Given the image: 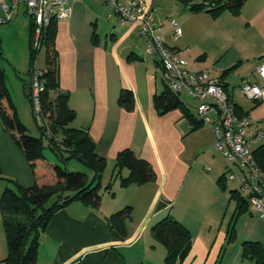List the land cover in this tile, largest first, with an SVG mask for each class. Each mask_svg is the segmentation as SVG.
I'll list each match as a JSON object with an SVG mask.
<instances>
[{
  "label": "crops",
  "instance_id": "1",
  "mask_svg": "<svg viewBox=\"0 0 264 264\" xmlns=\"http://www.w3.org/2000/svg\"><path fill=\"white\" fill-rule=\"evenodd\" d=\"M145 1L155 10L157 18H164L161 21L165 41L181 54L183 31L178 39H172L167 16L183 20L188 13L192 15L193 12L186 10L177 0ZM167 9V16L163 17ZM224 13L214 32L220 40L229 44L232 53L230 57H221L223 64L215 67L218 73L206 68L205 61H194L195 66H191L192 63L186 60L191 67L208 69L212 76L221 80L236 110L250 117L248 134L251 135L256 129L264 127V100L244 103L237 99L235 84L230 85L227 76L233 74L241 80L243 75L252 73L251 78L258 80L254 70L264 60V0H244L237 14L229 10ZM81 18H86L89 23L100 20L108 25L109 30L101 36L96 32L91 39L86 36L77 45L70 29ZM27 19L25 5L19 2L11 20L0 25V42L1 36L9 32L19 38L29 33ZM144 41L137 27L119 24L103 0H77L72 5L71 16L56 21L55 48L59 57L60 90L68 93V106L75 112L69 126L87 132L94 142L96 153L105 157L99 186L105 184L107 192L110 191L111 183L126 189L127 195L122 201L124 206L130 205L132 213L136 207H140V213L126 220L127 236L114 239L107 223V217L114 211L113 203L104 204L100 198L99 206L93 207L80 200L72 201L59 208L40 232L33 264H164L166 248L152 236L151 226L167 214L184 224L191 233L190 249L179 264H216L218 260L230 220L226 224L223 217H217L221 204L216 186L208 188V191L192 188L198 178L195 175L189 177L193 160L186 155L189 149L187 137H199L203 129L210 131L213 143L211 126L202 122L197 114L194 117L184 104V110L190 113L191 119L182 107L163 114L159 112L155 97L166 87L158 89L157 74L164 81L163 71L157 57L153 54V61L152 53L145 50ZM152 65L155 70L153 75L150 74ZM239 85H236L238 89ZM123 89L133 94L131 108L127 109L118 103ZM260 144H264V136L253 148ZM124 148H130L136 156L148 161L155 172L152 180L123 186L120 179L129 173L124 167L119 168L114 177L115 170L111 166L115 164L116 154ZM107 167L109 174L105 172ZM205 169L210 170V167L206 166ZM0 173L14 178L25 187L34 183L24 152L1 122ZM3 188L4 184L0 180V194ZM107 205L108 211H105ZM115 206L117 208L120 205ZM234 209L235 205L231 216ZM248 219L249 222H264L259 213L258 218L253 217L252 211H249ZM221 234V246L211 257ZM243 238L242 241L260 242L258 237L251 235ZM2 245L0 228V264H5L3 260L7 249H3Z\"/></svg>",
  "mask_w": 264,
  "mask_h": 264
},
{
  "label": "trees",
  "instance_id": "2",
  "mask_svg": "<svg viewBox=\"0 0 264 264\" xmlns=\"http://www.w3.org/2000/svg\"><path fill=\"white\" fill-rule=\"evenodd\" d=\"M190 11H205L216 14L229 10L237 14L244 0H177ZM29 18V45L32 56L37 49L32 47L34 22ZM56 21H51L42 32V45H45L46 68L42 70L40 80L42 89L39 91L40 114L46 122L42 132L47 137V147L59 156L61 151H67L71 157L77 158L93 171L92 180L88 181L84 172L68 171L60 164L52 163L45 157L42 137L26 133V126L20 120L16 107L5 84V75L0 68V122L21 147L29 163L34 183L30 186H20L15 181L4 178L6 184L0 194V212L6 235L7 255L5 264H33L36 259L40 232L45 228L52 215L61 207L75 200L98 207L100 195L97 192L99 179L104 169L106 159L96 153L94 142L87 132L69 126L75 117V112L68 106V93L60 90L57 51L55 48ZM28 96L32 100L31 80ZM156 106L161 114L176 107H183L178 95L164 89L155 97ZM118 103L131 108L134 100L128 89H123L118 97ZM184 113L191 119L190 113ZM238 115H244L236 110ZM201 122V121H200ZM46 127V128H45ZM254 157L264 171V144L253 150ZM62 155V154H61ZM115 168H127L129 173L121 177L123 186L131 183H145L155 177V172L148 161L138 157L130 148H124L116 154ZM221 177L217 179L220 184ZM15 187L10 186L12 183ZM221 189H225L221 185ZM71 194H66L67 192ZM229 198L235 200V209L228 225L226 239L233 237V218L246 210L247 200L238 191L231 190ZM51 200L47 205L46 203ZM132 207L124 206L107 217V223L114 239H124L126 220L130 218ZM152 236L166 248L164 264H179L186 256L191 246L189 229L177 219L167 214L151 226ZM244 257L254 260V264H264V248L259 241H242Z\"/></svg>",
  "mask_w": 264,
  "mask_h": 264
},
{
  "label": "rangeland",
  "instance_id": "3",
  "mask_svg": "<svg viewBox=\"0 0 264 264\" xmlns=\"http://www.w3.org/2000/svg\"><path fill=\"white\" fill-rule=\"evenodd\" d=\"M195 1L200 2L201 0ZM186 10L190 11L189 9ZM165 11H168V9L164 10L163 17H165V15L167 14ZM190 12H193L192 15L188 13L185 19L183 18V20L179 17L172 16L176 18L178 24L181 26V29L183 31V35L180 41L182 48L180 55L186 58L190 63H192L191 66H195L193 63L194 61L201 60L205 61L206 68L215 70V67L223 64V60L221 61V57H230L232 53V50L229 49V44H225V42L220 40L219 35L215 34L214 32L215 27L220 23L222 13L225 14V10L216 14H212L210 12L205 11ZM167 17L171 18L170 16ZM158 19L161 21L164 18L161 19L159 17ZM78 21L79 22L77 24H74L70 29L71 35L76 37L75 40L77 45H79L81 41H84V38H86V36L91 39L93 34H95L96 32H99V35L101 36V34L103 35L109 30L108 25L105 23H101L100 20L97 23L94 21L92 23L86 22V18H81V21L80 19ZM1 39L2 40L0 42V68L4 72L5 84L13 101V104L16 107L18 116L23 122V124L26 126V133L31 136L39 138L42 137L44 145V155L45 157L49 158L52 163L60 164L63 168L68 171L84 172L86 175H88L90 179V177L93 176V171L89 169L86 165H84L82 162H80L77 158H69L71 157V155L67 151H61V153H59V156H57L49 149V147H47V137L43 134L41 127L45 123V121L41 116L40 112L34 109L33 101L28 96L30 90L29 83L31 80L32 71L35 69L44 70L46 68L45 45H41L40 49L36 51L35 54L32 56L29 45V33L19 38L16 34L9 32L4 36H1ZM144 44V48L147 51L148 43L145 42ZM154 57L155 56H153L152 54L151 59L153 60ZM58 59L59 57L57 56V61ZM154 71L155 70L153 66L152 70L150 69V74L153 75ZM214 73L217 74L218 71L215 70ZM227 81L230 85L235 84L234 92L235 97L237 99L243 101L244 103H249L250 101H252L248 99L236 86L240 84L241 80H238L233 74H229L227 76ZM157 87L160 90H163L165 88L164 81H162V79L160 78L159 73L157 74ZM179 99L188 108V111L194 117H196V105L198 103V100L193 99L189 95L184 93L180 94ZM209 135L210 131L206 128L201 131L199 137L193 138L190 135L186 139V144L189 148L186 155L187 158L193 160V167L191 169L189 177L195 175V178H198L196 184L192 186L194 190L208 191V188H215L216 186L220 195L219 203L221 204V210L217 217H223V222L227 224V222L232 218L231 213L235 205V200L233 198H229L230 191H237L238 189V182L234 179H229L227 177V172L228 169L231 168L233 172L238 174L239 170L235 164L227 162L226 159L221 155V153L213 149V143L212 140H210ZM207 140L209 141L206 144ZM114 165L115 164L111 166L109 164V167L111 166V169L113 168L114 170ZM206 166H209L210 170H206ZM109 167L105 169V172L108 174ZM117 173L118 169L116 168L114 172V177H116ZM1 175L4 178H9L18 183L20 186H23L14 178L5 176L3 173H1ZM210 175H212L211 178ZM219 177H221L220 184H218L217 182V179ZM0 180H2V183L5 186V179L0 178ZM9 185L15 187L13 182ZM221 185H224L225 189L222 190ZM110 186V191L107 192V190L104 188L105 184L101 183L97 189V192L100 195L101 201L104 202V204H110L111 202L114 204V211H118L119 209H122L125 205L122 201L127 195V191L126 189H121L118 185H112V183ZM66 194H71V192L68 191ZM50 201L51 200H49L46 205ZM247 202L248 205L246 207V210L237 214L232 219L234 225L232 239L224 240L221 246L220 241L223 235H219V238L211 254V257H213L215 252L218 250L219 246H221L218 252L219 256L216 264H254V260L252 261L250 258L244 257V251L241 243L245 235L258 237L260 239V242L262 243V247L264 248V222H260L261 224L258 223L256 220L249 222V211H252L253 217L255 216L256 218H258V211L252 208L253 206L248 200ZM116 204L120 206H117V208H115ZM107 207L108 205L104 207L105 211H108ZM139 209L140 207H136L134 209V212L131 213V215H137L138 213H140ZM0 221L3 244L2 246L3 249L6 250V235L3 230L4 228L2 224V219H0ZM236 232L238 236H236Z\"/></svg>",
  "mask_w": 264,
  "mask_h": 264
},
{
  "label": "built area",
  "instance_id": "4",
  "mask_svg": "<svg viewBox=\"0 0 264 264\" xmlns=\"http://www.w3.org/2000/svg\"><path fill=\"white\" fill-rule=\"evenodd\" d=\"M75 1L0 0V25L9 22L17 4L23 2L34 22L32 47L39 50L44 28L53 20L69 18ZM103 1L111 8V14L119 24L137 27L140 37L148 43L147 50L157 57L166 89L175 95L184 93L198 100L196 114L202 122L211 126L214 149L239 170L236 174L229 168L227 177L238 182L239 194L251 203L264 220V171L253 154V145L264 136V127L248 134L250 117L236 113L235 104L218 77L212 76L208 69L191 67L175 47L167 44L163 23L149 4L143 0ZM168 23L172 29V39H178L182 35L181 26L174 18H169ZM41 73L42 70L35 69L31 75L32 101L36 111L40 110ZM254 73L258 80H253L252 73H247L242 76L239 88L248 99L257 102L264 100V60L258 63Z\"/></svg>",
  "mask_w": 264,
  "mask_h": 264
}]
</instances>
